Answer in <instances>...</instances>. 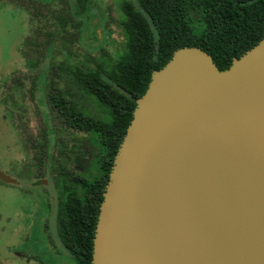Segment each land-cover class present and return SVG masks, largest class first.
Segmentation results:
<instances>
[{"label":"water","instance_id":"1","mask_svg":"<svg viewBox=\"0 0 264 264\" xmlns=\"http://www.w3.org/2000/svg\"><path fill=\"white\" fill-rule=\"evenodd\" d=\"M92 264H264V36L222 70L192 45L152 72L109 172Z\"/></svg>","mask_w":264,"mask_h":264},{"label":"trees","instance_id":"2","mask_svg":"<svg viewBox=\"0 0 264 264\" xmlns=\"http://www.w3.org/2000/svg\"><path fill=\"white\" fill-rule=\"evenodd\" d=\"M29 1L26 8L33 27L23 55L28 61L30 51L37 50L40 61L45 51L59 54L65 50L67 59L51 64L48 71L60 76L64 72L65 85L57 84L59 76L49 75L46 96L53 103V113L68 122L69 128L94 137L101 151L97 158L99 174L81 182L82 194L72 195L59 214V235L71 256L81 264H89L105 184L133 118L136 100L147 89L152 72L163 67L176 49L192 45L207 51L219 69L228 68L234 57L264 36V0H125V19L121 21L125 45L115 56L109 55V66L97 67L80 59L68 62V58L76 57L72 46L83 28L89 37L101 38L100 32L93 29L99 23L90 13L92 0H73L69 10L46 7L47 0ZM82 15L84 20L80 19ZM41 34L45 40L37 41L35 36ZM74 88L96 97L107 108L108 117L78 108Z\"/></svg>","mask_w":264,"mask_h":264},{"label":"rangeland","instance_id":"3","mask_svg":"<svg viewBox=\"0 0 264 264\" xmlns=\"http://www.w3.org/2000/svg\"><path fill=\"white\" fill-rule=\"evenodd\" d=\"M124 1L92 0L90 13L96 18V24L99 23L93 29H97L100 32L101 38L100 40H95L91 36L89 37V34L83 28L80 33V39L72 46V51L76 57L68 58V62L73 63L76 59H80L84 64L91 67H97L101 64L109 66L112 61L109 55L115 56L125 45L124 31L121 26V21L125 19V13L122 9ZM29 2V0H0V77L5 76L6 79L7 114L8 120L12 122L13 130H15V123L18 121H23L26 124V129L23 128L24 145L30 156L35 158L38 164L44 159L42 152L43 149L45 150L43 142L46 138L48 141L46 150L50 153L53 152L56 160L55 169L58 170L63 165L66 166L68 160L65 155L67 152L71 153L73 150L76 157H80L83 153L81 152L83 150V142H86L85 144L88 147L98 148L99 144L91 135L86 133L85 136L77 130V133L74 131H69L68 133L66 131L68 133L66 134L63 131H59L58 134H53L47 129V125H51L53 120L57 121V118L52 117L49 112L50 104L44 98L45 95L41 85L36 84L33 86L32 80L38 74L47 73L51 64L60 63V61L67 59V54L65 50H62L59 54H56L55 51L54 53L45 51V56L39 61L40 54L37 50L32 49L28 63L22 50L25 47L26 38L33 27L31 14L29 9L26 8ZM47 2L46 7L51 9L62 6L69 10L73 0H47ZM80 19L84 20L83 15ZM35 39L44 41L45 36L44 34L36 35ZM61 75L65 76L64 72L61 71ZM62 76L58 78L60 86L65 85V80H63L64 77ZM16 80L23 82L22 91L15 92L13 84ZM74 92L78 93L74 97L78 108L97 117H108L107 108L99 103L96 97L87 94L79 88H74ZM9 121L6 123L8 130L11 128ZM14 137L13 134H10L9 139L7 138L10 151L4 156L1 166L6 171H13L17 175L28 178L33 174L30 158L24 148L22 150L19 149ZM77 144H82V149H79V147V150L71 148L72 145ZM70 148L72 149L71 151ZM94 152H97V154L101 153L100 149L95 151V148ZM86 156H88V152ZM70 159L73 158L71 157ZM64 162L66 163L64 164ZM59 164H62L61 167ZM65 168L68 167L66 166ZM98 171V165L94 160L92 163L84 161L79 168L74 170L76 175L89 178L98 173ZM56 175L57 179L60 178L58 174ZM61 177L62 183L59 182L58 185L60 189H64V198L73 190H76L77 193L80 191L79 185L70 180L69 177L66 176L65 179H63V176ZM57 179L56 181L54 180V184L50 182L49 186V190L54 191L55 194L59 192L58 187L56 188ZM63 185L65 187H62ZM21 204L27 206L26 211L30 209L33 204L31 196L26 192H21L15 186L0 184V212L3 213L0 218V244L6 251L4 263L76 264L64 254H61V257L56 259L57 261L49 260L48 256L45 255H38L40 251L36 249L35 245L36 241L38 243V239H40V237L38 238L40 236V223L36 225L34 222L32 227V222L29 220L26 223L25 220L20 221L16 218L15 209ZM50 252L54 253L52 248Z\"/></svg>","mask_w":264,"mask_h":264},{"label":"flooded vegetation","instance_id":"4","mask_svg":"<svg viewBox=\"0 0 264 264\" xmlns=\"http://www.w3.org/2000/svg\"><path fill=\"white\" fill-rule=\"evenodd\" d=\"M49 75L50 77L51 76L60 77L59 74L55 75V74H50L47 72V73L38 74V76L33 77V80H32L33 86L36 84L41 85V88L44 91V95H45L44 98H46L50 104L49 112L52 115V117L57 118V121L52 119L53 122L51 125H47V129L50 130L53 134H58L59 131H63L66 134H68L69 131L70 132L74 131L76 133L77 131H80L83 133V135L86 136V132L78 130L75 127H71L72 129L71 130L69 128L68 122L64 121L63 118L59 116L58 114L53 113V110H54L53 103L51 102L50 98L46 96L49 90L48 88L49 85L47 82ZM17 81L20 85L19 88L17 87L18 85ZM22 83L23 82L20 80L15 81V83L13 84V87L15 86L14 87V90H16L15 92L22 91L23 89ZM57 84L59 83L57 82ZM6 94H7L6 79H5V76H2L0 77V171L7 178L5 179L3 177H0V184H3V185L7 184L9 186H15L18 188V190H21V192L23 193L26 192L27 194H29V196H31L33 200V204L30 207V209L26 211L27 206H24L23 204H21L19 205V207L15 209L14 214L16 218H18L20 221L25 220V222L27 223V220H29L30 222H32V225L30 223L32 227L34 225V222L36 225L37 224L39 225L40 223V236H38V238L40 237V239H38V243L36 241V245H35L36 249L40 251L38 255L39 254L45 255V256H48L49 260L53 259L57 261L56 259L60 258L61 254H64L65 256L70 258V260H73L76 264H81L80 262H78V260H76L75 258L71 256L68 246L66 245V243H64V241L59 235V222H60L59 214L61 210L67 205L69 198L72 195L82 194L83 185L81 182L85 181V179L87 178L88 179L90 178L85 177V176L76 175L74 170L79 168L80 164L83 163L84 161H89V163H92V161L94 160V162L96 161L97 163V158L99 154H97L98 151L94 152V148H95V151L98 150V148L91 147V146L88 147L85 144L86 142H83V146H82L83 150H81V152L83 153L80 155V157L79 156L76 157V155L74 154L71 148L77 149V150L82 149L81 148L82 144L72 145V147L70 148V151L72 150L71 152L72 154L67 152L65 155V157L67 156L68 162L67 163L64 162V164L66 163V166L68 168H65L66 166L64 165L61 167L62 164H59L61 168L56 170L55 169V165H56L55 156L53 152L50 153L46 150V145H48V141L45 138L43 142L45 146V150L43 149V152H42V157L44 159L41 160V162L38 164L37 160H35V158L30 156L27 148L24 145L23 128L26 129V124L23 121H18L17 123H15L16 125L15 130H13L12 122L8 120L7 106H6ZM8 121L12 128V129L10 128V130H8L6 127V123ZM10 134H13L15 136L14 139L17 145L19 146V149L22 150V148H24L25 151L28 153V156L31 161V165L33 167V174L32 176L28 178H26L25 176L17 175L13 173V171H10V172L6 171L1 166V164L4 161V156L6 155L7 152L10 151V147L8 146V142H7L10 137ZM87 152H88V156H86ZM71 157L73 159H70ZM56 174H58L60 178L57 179ZM98 174H99V171L98 173L92 175V177ZM61 176H63V179H65L67 176L70 178V180H73L75 183H77L79 185L80 191L77 193L76 190H73L72 192L68 193V196L66 198H64L63 197L64 189L63 188L60 189V186L58 185V183L62 181ZM56 179H57L56 188L58 187L59 192L55 194L54 191L49 190V186H50V182L54 184ZM62 187H65V186L63 185ZM62 189H63V192H62ZM2 215L3 213L0 212V218L2 217ZM97 218H98V215H97ZM51 221H53V223H51ZM95 228H96V225H95ZM94 234H95V229H94ZM93 238H94V235H93ZM51 248L54 251V253L50 252ZM5 253L6 251L4 250V247L2 246V244H0V264H5L4 263ZM92 255H93V243H92V249H91V259H90L89 264H92Z\"/></svg>","mask_w":264,"mask_h":264}]
</instances>
